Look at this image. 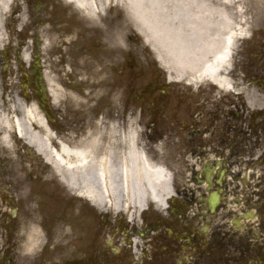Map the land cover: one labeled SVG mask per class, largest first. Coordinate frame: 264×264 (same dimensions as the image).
<instances>
[{
  "label": "flooded vegetation",
  "instance_id": "af4514ba",
  "mask_svg": "<svg viewBox=\"0 0 264 264\" xmlns=\"http://www.w3.org/2000/svg\"><path fill=\"white\" fill-rule=\"evenodd\" d=\"M38 1L10 0L7 17L17 26L26 14L32 24L29 30L42 26L49 35L70 37L62 47L76 62L81 43H87V30L70 10L66 13L49 0H42L40 10L32 9ZM6 53H2L4 58ZM58 61L67 64L62 56ZM226 75L231 83L228 88L208 80L193 84L176 77L169 81L156 78L141 85L135 100L128 97L125 107L135 111L127 110V115L140 117L149 148L176 152L178 163L170 168L171 194L163 207L149 200L138 223H133L134 217H124L123 208L113 212L109 224L103 218L101 225L109 230V240L101 235L98 240L95 219H90L89 228L78 222L74 240L79 261L264 264V46L258 49L251 37L246 45L237 40ZM22 76L29 90V95L22 93L24 100H39L37 76ZM43 107L46 124L57 136L71 135L80 124L75 120L63 127L60 121L67 113L55 110L48 100ZM12 171L9 161L0 160V197L5 194L7 199L0 204V264H18L13 219L26 209L20 196L25 183L16 181ZM44 198L47 205L53 199ZM71 204L70 200L63 202L55 215L57 222L69 221ZM54 224L52 217L43 224L44 229ZM99 241L104 243L100 249ZM50 242L46 238V247Z\"/></svg>",
  "mask_w": 264,
  "mask_h": 264
},
{
  "label": "rangeland",
  "instance_id": "374dc122",
  "mask_svg": "<svg viewBox=\"0 0 264 264\" xmlns=\"http://www.w3.org/2000/svg\"><path fill=\"white\" fill-rule=\"evenodd\" d=\"M49 1L62 11H71L75 15L77 22L87 30V43H81L83 48L78 52L81 55L78 54L80 58L75 62L68 57V50L62 47L65 40H71L70 37L49 35L45 31L48 28L42 29V26L29 30L32 24L26 14H23L17 26L10 17H6L5 43L0 50L1 107L9 110L18 101H24L21 96V90L25 91L22 75L30 78L36 72L33 60L41 62L38 69L45 73L49 87L55 94L52 97L55 110L67 113V118L60 121L61 125L66 127L75 120L80 122L79 126L74 127V133L62 135L66 139L54 134L56 141L80 138L89 142L97 137H109V145L112 139L118 153H123L126 149V134L134 129L138 133V146L150 161L171 171L170 168L178 163H175L176 152L149 148L140 117L127 115V110L135 111V108L125 106L128 97L135 100V94L148 80L168 79V72L161 66L156 53L145 42L139 30L145 31L162 58L172 63L174 7L177 3L180 5L182 14L179 22L184 24L187 19L184 0H133V8L128 2H124V5L111 3L107 13L100 15L97 21L86 17L63 0ZM41 2L39 0L32 9L40 10ZM212 3L246 30V37L241 38L242 45L248 44V38L251 37L258 49L264 46V0H212ZM181 28L186 32L185 27ZM94 39L100 44L92 42ZM26 50L32 57L31 66V62L22 59V53ZM4 51L7 52L6 58L2 54ZM61 56L65 58L66 65L58 61ZM183 75L187 73L184 71ZM170 76L176 77L173 72ZM187 80L191 82L189 74ZM41 83L46 86L43 77ZM200 83L202 81L196 84ZM0 160L9 161L16 181L25 183L20 196L26 202V209L17 219H13L16 227L13 226L12 239L16 244L18 264H109V260L106 262L101 258L94 261H79L76 258L74 239L77 233L74 227L80 222L82 227L89 228L90 219H95L98 240L101 236V239L109 240V236H106L109 230L101 223L103 218L108 224L109 218H114L110 203L108 207L99 209L86 199L77 197L32 147L22 140H12L11 149L7 148L1 142V133ZM1 196L0 204H5L6 195ZM44 197H53L48 199L49 205L45 204ZM66 200L72 202L67 210L69 221L57 222L55 215L60 213ZM133 209L129 207L126 210ZM136 214L133 223L139 222ZM52 217L55 228L48 226L44 229L43 224L48 223ZM46 238L51 239L48 247L45 245ZM102 243L97 242L98 249Z\"/></svg>",
  "mask_w": 264,
  "mask_h": 264
},
{
  "label": "bare ground",
  "instance_id": "6f19581e",
  "mask_svg": "<svg viewBox=\"0 0 264 264\" xmlns=\"http://www.w3.org/2000/svg\"><path fill=\"white\" fill-rule=\"evenodd\" d=\"M63 1L93 21L106 14L111 3L124 5L128 2L132 8L134 6L133 0ZM184 4L187 7L184 24L179 22L180 5L177 3L174 7L172 63L162 58L145 31L139 30L140 34L168 74L173 72L176 78L184 79L187 78L183 75L186 71L193 84L208 80L228 88L231 83L226 70L233 46L238 39L246 37V30L214 6L212 0H184ZM10 6V0H0V50L5 43L4 28ZM181 27H185L186 32ZM23 59L26 62L31 60L27 50ZM51 94L55 97L52 89ZM0 133L1 142L7 148L11 149L12 140H22L32 147L52 166L63 184L99 209L110 203L116 211L132 207L134 214L140 212L149 200L162 206L171 192L169 171L150 161L139 148L138 133L134 129L126 134L123 153H118L112 139L109 145V137H97L89 142L56 141L37 107L18 101L9 110L0 105Z\"/></svg>",
  "mask_w": 264,
  "mask_h": 264
}]
</instances>
